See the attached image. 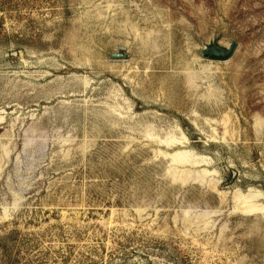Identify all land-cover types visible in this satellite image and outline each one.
Returning <instances> with one entry per match:
<instances>
[{"label": "rangeland", "instance_id": "1", "mask_svg": "<svg viewBox=\"0 0 264 264\" xmlns=\"http://www.w3.org/2000/svg\"><path fill=\"white\" fill-rule=\"evenodd\" d=\"M0 264H264V0H0Z\"/></svg>", "mask_w": 264, "mask_h": 264}, {"label": "water", "instance_id": "2", "mask_svg": "<svg viewBox=\"0 0 264 264\" xmlns=\"http://www.w3.org/2000/svg\"><path fill=\"white\" fill-rule=\"evenodd\" d=\"M235 49H236V42L230 41L229 46L225 49L213 45L209 48L200 50L199 55L202 58H206L211 61H226L231 58Z\"/></svg>", "mask_w": 264, "mask_h": 264}]
</instances>
